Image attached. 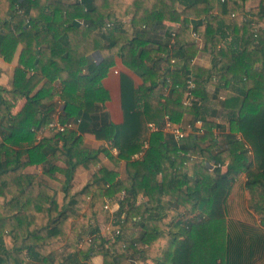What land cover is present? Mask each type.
<instances>
[{
  "label": "trees",
  "instance_id": "trees-1",
  "mask_svg": "<svg viewBox=\"0 0 264 264\" xmlns=\"http://www.w3.org/2000/svg\"><path fill=\"white\" fill-rule=\"evenodd\" d=\"M128 16L134 32L122 23ZM166 21L180 24L174 35L169 30L166 42L150 39L149 32ZM261 24L264 0H0V56L12 62L22 47L12 88H0V264H92L96 254L104 255L105 264H128L116 261L99 228L92 229L90 239L83 234L120 191L125 200L108 227L120 230L114 235L116 252L141 242L147 246L142 264H230L236 238L229 200L241 173L264 209ZM209 48L215 57L211 68L193 62ZM119 55L143 83L136 88L123 74L124 121L105 120L91 128L98 103L109 98L102 81ZM189 77L200 99L192 105L183 102ZM58 80L62 100L73 105L60 120L80 119L79 128L54 137L47 131L37 140V130L53 118L50 102ZM209 83L228 89L222 103L230 113L226 148H219L217 124L207 119L204 132L191 134L185 143L162 129L149 130V123L162 126L167 118L182 123L187 113L195 120L202 117ZM163 86H169L165 94ZM8 92L27 97L17 116L5 98ZM88 128L98 139L113 142L127 175L117 179V171L102 167L75 192L72 180L79 165L98 164L101 152L116 160L106 148L85 145L82 132ZM145 140L149 147L144 150ZM51 153L67 165L45 170L52 178L65 174L62 200L58 189L25 172L29 165L51 163ZM212 159L227 163V170L209 167L205 160ZM141 194L147 200L137 203ZM165 199L198 213L195 221L184 224L177 207L165 210Z\"/></svg>",
  "mask_w": 264,
  "mask_h": 264
},
{
  "label": "crops",
  "instance_id": "crops-1",
  "mask_svg": "<svg viewBox=\"0 0 264 264\" xmlns=\"http://www.w3.org/2000/svg\"><path fill=\"white\" fill-rule=\"evenodd\" d=\"M66 2H73L75 0H64ZM182 8V6H181ZM124 28L129 32H134L136 27L131 24V16L125 17L122 19ZM162 27H159L151 32H149L150 39L159 42H166L167 35L166 32L169 30L175 31L179 28L180 24L177 22L166 21ZM230 38V37H229ZM199 46H203L204 42L199 38L197 39ZM156 44H152V47L156 48ZM22 47L20 46L17 50V53L12 62H7L3 57L0 56V88L10 90L12 88L13 79L15 75V69L19 65V57ZM160 55V53H157ZM214 55L212 49L209 48L206 51H201L199 54L193 58V62L201 66L211 68L214 63ZM149 63H151L149 61ZM126 74L130 76L135 84L136 88H139L143 83V78L135 71L127 67L122 57L119 55L116 58V63L111 67L109 73L103 79V86L107 89L109 93V98L103 103H98L97 117L93 121H89V127L98 126L103 124L105 120L115 124H121L124 121V110L122 106V76ZM217 80V79H216ZM62 83L60 80L57 81L58 92L55 94L54 98L50 103L54 106L53 117L57 116L60 110L64 109L67 112H70L73 109V105L70 103H65L60 95V89ZM169 91V86H163V93ZM207 91L209 94V99L203 102L202 111L203 116L199 119H207L213 121L217 124L213 128L215 137L218 141L219 148L224 149L227 147L225 140V135L230 132V116L229 111L225 110L222 107V103L225 100L228 89L224 87H218L213 83L207 85ZM7 102L11 106L12 114L17 116L22 108L24 107L27 97L18 93H4ZM71 118L69 120H73ZM194 116L187 113L184 117V121L181 124L186 125L188 122L192 121ZM78 129V124L75 127ZM205 130V129H204ZM49 131L50 136L54 137V132L50 131L47 126H42L37 130V140L43 138L45 132ZM165 132V131H164ZM204 132V131H203ZM202 132V133H203ZM166 133V132H165ZM202 133L192 132L191 134L201 135ZM190 134V135H191ZM189 135V136H190ZM82 136L85 142V145L89 148H106L112 154L116 160L109 157L105 152L99 154L100 162L98 164H93L91 162L87 164H81L77 167L73 180L72 187L73 190L80 191L93 177L94 174L98 173L102 167H107L110 170H115L118 172L117 179L126 177V161L124 159H119L118 149L115 148L112 141L101 140L96 137V135L88 128L86 131L82 132ZM188 136V137H189ZM241 137V134H238ZM40 137V138H39ZM185 138L180 143H185L188 139ZM2 138L0 134V139ZM37 143V141L35 142ZM63 142L59 140L57 142V147H62ZM252 158V152L249 153ZM51 163H42L36 165H29L26 167L25 172L34 173L39 176L40 179L49 183L54 188L58 189L60 192V198L62 200L64 196L63 192V181L66 179L64 173L56 172L54 177H49L45 174V170L50 167V165H57L61 168L66 167V163L62 159H58L50 154ZM27 158V156H25ZM206 164L209 167L220 166L224 171L227 170V163L217 162L215 159L205 160ZM248 181L246 173H241L240 177L235 180L233 191L230 195L229 207L231 211L230 215V230L236 238L234 249L232 250L230 256V264H264V209H261V204L255 199L254 191L249 189L246 186ZM125 200V191H120L113 198H108L107 202L109 206L113 209L112 211L117 213L121 208V202ZM147 197L141 194L138 198L137 203L146 201ZM106 202V203H107ZM165 210L169 207H177L180 216L179 219L183 221L184 224L195 221V217L198 216V213L190 214L187 212L185 207L182 205H177L175 202H170L168 199L163 201ZM81 207L86 206L85 204L80 203ZM107 212V211H106ZM112 212V214H113ZM111 214V213H110ZM109 215L108 212L100 216L102 220V227L100 225L99 231L100 234L105 236L107 239V246H109L114 258L117 262H126L128 264H142L146 259V254L143 249H146L147 246L141 242H135L134 247L127 246L124 248V253H118L113 247L114 231L108 230L106 216ZM109 218V217H108ZM105 219V220H104ZM105 221V224H104ZM105 227V228H104ZM98 228V227H97ZM92 231V230H91ZM90 231V232H91ZM90 232L84 234V238L90 239L92 236ZM142 228H137V238L140 236ZM92 264H105V257L103 254H96L92 257Z\"/></svg>",
  "mask_w": 264,
  "mask_h": 264
},
{
  "label": "built area",
  "instance_id": "built-area-1",
  "mask_svg": "<svg viewBox=\"0 0 264 264\" xmlns=\"http://www.w3.org/2000/svg\"><path fill=\"white\" fill-rule=\"evenodd\" d=\"M221 1L224 2L226 0H221ZM261 26L264 27V24H261ZM172 35H174V31H172ZM193 35L197 39H199V35L196 32H193ZM194 87H195V82L189 77L187 80V86H186V90H185V94L183 98V102L187 105H192L195 101H198V102L200 101V99L193 94ZM63 113H64V109L60 110L57 116H54L51 119V121L46 125L50 131L54 133L64 132L67 129L75 128L76 125L79 124L80 119H73V120H68L66 122H62L60 120V115ZM148 126L151 132L162 129L167 134L173 136L177 141L184 140L192 132L202 133L204 131L202 119H196L184 125L181 123H175L171 121L169 118H167L162 126H159L154 122L149 123ZM143 147H144V150L149 147L148 140L144 141ZM144 150L136 154L135 157L137 158L141 157L144 153ZM216 167H211V168H216ZM105 206L106 208L109 207L108 202L105 204ZM119 232H120L119 229L115 230V234H118ZM6 264H11V263H6Z\"/></svg>",
  "mask_w": 264,
  "mask_h": 264
},
{
  "label": "rangeland",
  "instance_id": "rangeland-1",
  "mask_svg": "<svg viewBox=\"0 0 264 264\" xmlns=\"http://www.w3.org/2000/svg\"><path fill=\"white\" fill-rule=\"evenodd\" d=\"M193 120H195V119H193ZM192 120V121H193ZM113 209L109 206L108 208H106V206H104V213H102V214H99L96 218H92L91 219V221H90V223H89V225H86L85 226V228H84V233L83 234H85L86 232H90L94 227H98V228H100V225H101V227H102V220H103V218H101L100 219V216L102 217L103 215H105L107 212H108V214L109 215H107L106 216V220H109L108 222H107V225H108V227H109V225L111 224V222H112V217L115 215V213L112 211ZM107 211V212H106ZM112 212H113V214H112ZM111 213V214H110ZM109 217V218H108ZM122 218H124V216H122ZM105 220V219H104ZM104 224H105V221H104ZM105 228V227H104ZM116 230V229H115ZM115 230H113L114 231V233H115ZM112 231V232H113Z\"/></svg>",
  "mask_w": 264,
  "mask_h": 264
}]
</instances>
